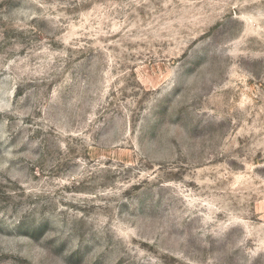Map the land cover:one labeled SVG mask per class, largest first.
I'll list each match as a JSON object with an SVG mask.
<instances>
[{
  "label": "rangeland",
  "instance_id": "rangeland-1",
  "mask_svg": "<svg viewBox=\"0 0 264 264\" xmlns=\"http://www.w3.org/2000/svg\"><path fill=\"white\" fill-rule=\"evenodd\" d=\"M0 264H264V0H0Z\"/></svg>",
  "mask_w": 264,
  "mask_h": 264
}]
</instances>
